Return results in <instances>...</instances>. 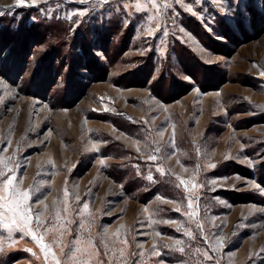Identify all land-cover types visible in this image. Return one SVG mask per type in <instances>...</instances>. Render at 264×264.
Instances as JSON below:
<instances>
[{
	"label": "rangeland",
	"instance_id": "374dc122",
	"mask_svg": "<svg viewBox=\"0 0 264 264\" xmlns=\"http://www.w3.org/2000/svg\"><path fill=\"white\" fill-rule=\"evenodd\" d=\"M260 3L0 0V264H264Z\"/></svg>",
	"mask_w": 264,
	"mask_h": 264
},
{
	"label": "snow or ice",
	"instance_id": "6c2138e0",
	"mask_svg": "<svg viewBox=\"0 0 264 264\" xmlns=\"http://www.w3.org/2000/svg\"><path fill=\"white\" fill-rule=\"evenodd\" d=\"M104 2L107 3V0H104ZM152 2L155 3V0H152ZM35 4H36V0H32L31 4L26 3L25 0H17V4L15 6L16 7H19V6L32 7V6H35ZM260 8L262 11H264V0H261ZM188 11H191V9H188ZM3 14H4L3 12H0V15H3ZM73 15H83V13H73ZM181 31H183V29H181ZM262 75H264V73H262ZM93 147H95V145H93ZM150 159L155 160L156 157L152 156L150 157ZM0 163H2V161H0ZM103 163H104L103 160H101V164ZM209 167H215V165H209ZM4 168L5 169L7 168L6 164H4ZM5 175H6L5 171L0 170V178L5 177ZM148 179L152 180L153 177L149 176ZM188 183L189 182L187 181H183V180L180 181V184L185 187L186 191L191 192L192 189L188 188ZM193 187H196V185H193ZM31 195H36V192H33ZM31 195L28 191H24V192L19 191V189L15 186V176L14 175L7 176L6 179H0V209H4L7 213L11 214L12 223L16 225L17 229H19L21 232L27 231L28 233H31L33 235V239L36 240L38 244H41V247L43 249H47L48 246L42 244L43 238L38 237L34 233H32V228L30 227L32 216H31V209L29 207V201L31 200ZM66 198H67V193L65 195V199ZM39 202L42 203V201H39ZM165 202H169V201H165ZM87 207H88L87 204H85L84 208L87 209ZM189 207H191V201L189 202ZM174 210L180 211L179 208H176ZM3 215H4V212H0V218H2ZM36 215H37V225H39L41 223L39 220L40 213H37ZM56 215H57V218H59V212H57ZM169 222L170 221H164V223H169ZM153 223H156V221H153ZM80 227L83 228L84 227L83 224H81ZM186 234L188 236L192 235L190 231L187 232ZM77 243L79 242L77 241ZM180 243L181 241L179 240L176 241L177 245H179ZM28 251H31V249H28ZM61 251L63 252V249ZM76 251H79V249H76ZM179 251L183 253L184 248L182 247L179 248ZM72 252H73V249L70 248L67 259L74 262L75 257L71 255ZM48 254H49L48 251H45V260H47ZM153 254L157 256L162 255V253L160 252H154ZM33 255H35V253H33ZM121 255H123V253H121ZM205 255L207 259L209 260L211 259L210 256H207V254ZM257 255H260V254L258 253ZM37 258L39 259V257ZM52 258L55 261V264H61V261L57 259L54 255ZM250 259H251V256H250ZM82 264H87V262L84 261L82 262Z\"/></svg>",
	"mask_w": 264,
	"mask_h": 264
}]
</instances>
